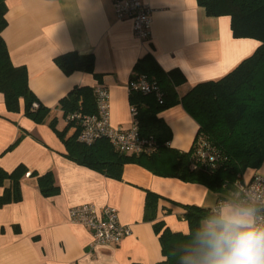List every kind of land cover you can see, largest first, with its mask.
I'll return each instance as SVG.
<instances>
[{
	"label": "crops",
	"instance_id": "0c3cea01",
	"mask_svg": "<svg viewBox=\"0 0 264 264\" xmlns=\"http://www.w3.org/2000/svg\"><path fill=\"white\" fill-rule=\"evenodd\" d=\"M142 1L152 9L147 39L136 36L131 18L116 16L113 0H6L2 36L10 59L26 67L30 88L51 110L37 122L24 113L22 99L18 111H9L0 92V167L27 169L20 181L21 200L0 206V264H167L154 223L187 233L184 205H218V195L205 185L156 175L142 164H125L121 178L80 165L66 156L57 134L67 124L58 102L75 86H106L111 124L129 127L128 80L146 54L164 71L184 77L177 87L183 95L199 82L222 77L260 44L234 37L228 15L208 16L196 0ZM69 51L92 53L100 80L84 71L64 73L54 58ZM158 115L171 129L170 147L189 150L199 125L182 104ZM53 118L56 130L49 124ZM74 130L71 126L67 136ZM46 172L53 173L59 187L50 196L38 187V176ZM256 172L264 175V161L248 168L243 179ZM8 185L0 186V195ZM147 191L160 196L152 221L144 218ZM224 199L239 201L240 196L228 191ZM83 204L98 211L115 208L130 235L117 245L93 243L92 232L69 217L72 207Z\"/></svg>",
	"mask_w": 264,
	"mask_h": 264
},
{
	"label": "trees",
	"instance_id": "16d2710c",
	"mask_svg": "<svg viewBox=\"0 0 264 264\" xmlns=\"http://www.w3.org/2000/svg\"><path fill=\"white\" fill-rule=\"evenodd\" d=\"M196 1L208 16L228 15L234 37L258 40L260 44L255 51L222 77L199 82L183 95L177 91L184 80L178 71H164L150 54L141 57L129 80L144 75L150 82H155L163 94V102L159 104L154 92L129 90L128 93L130 107L136 111L133 119L137 122L139 135L145 139L153 138L157 144V150L151 154L120 152L107 138H98L90 144L78 141L79 128L68 121L67 116L74 112L94 113L96 100L93 87H73L57 105L67 120L64 129L56 130L55 118L49 121L63 140L68 158L112 178H121L125 164H142L156 175L203 184L218 195L219 202L225 200L228 191L237 192L236 182L244 180L243 174L248 168L260 167L264 161V0ZM5 2L0 0V92L9 111H18L22 99L24 113L37 122H44L51 109L43 105L30 88L26 67L12 63L2 36L7 25ZM54 62L66 74L84 71L100 80V74L94 71L92 53L69 51L56 56ZM178 103L199 125L193 144L187 151L170 147L171 129L158 115ZM71 126H75V130L67 136ZM199 150L216 158L211 161L208 156L202 157ZM26 172V167L21 164L11 171L0 167V186L5 181L9 182L3 187L0 206L21 200L20 181ZM37 179L42 195L58 192L52 172H46ZM159 198L158 194L147 191L146 220H155ZM184 208L183 218L188 228L197 226L211 210L197 205H184ZM154 230L159 235L165 263L175 264L173 249L185 239L186 233L173 232L162 221L154 223Z\"/></svg>",
	"mask_w": 264,
	"mask_h": 264
},
{
	"label": "built area",
	"instance_id": "2783aa9c",
	"mask_svg": "<svg viewBox=\"0 0 264 264\" xmlns=\"http://www.w3.org/2000/svg\"><path fill=\"white\" fill-rule=\"evenodd\" d=\"M115 13L118 18H131L133 30L137 37L147 39L150 35L152 9L142 0H113ZM96 111L90 114L74 112L67 116L79 128L78 141L90 144L98 138H107L112 146L124 153L151 154L157 150V144L153 138H142L138 133L137 122L133 119L129 127L114 126L110 122L109 91L102 84L93 88ZM128 90L142 93L154 92L161 104L162 91L155 82H150L144 75H139L128 81ZM36 106V104H33ZM132 118L136 111L130 107ZM202 157L209 160L216 158L207 151L199 150ZM237 193L241 199L258 200L264 204V175L254 173L248 180L236 182ZM71 221L86 226L93 235L95 244H119L130 235L131 228L120 222L118 212L113 207H104L98 211L91 204H83L72 207L69 211Z\"/></svg>",
	"mask_w": 264,
	"mask_h": 264
},
{
	"label": "clouds",
	"instance_id": "9594fccd",
	"mask_svg": "<svg viewBox=\"0 0 264 264\" xmlns=\"http://www.w3.org/2000/svg\"><path fill=\"white\" fill-rule=\"evenodd\" d=\"M184 235L175 264H264V204L221 201Z\"/></svg>",
	"mask_w": 264,
	"mask_h": 264
}]
</instances>
